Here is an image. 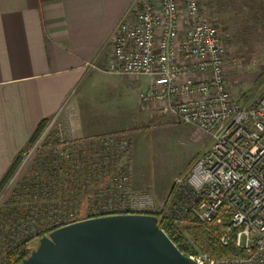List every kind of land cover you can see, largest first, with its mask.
<instances>
[{"label": "built area", "instance_id": "2783aa9c", "mask_svg": "<svg viewBox=\"0 0 264 264\" xmlns=\"http://www.w3.org/2000/svg\"><path fill=\"white\" fill-rule=\"evenodd\" d=\"M203 2L135 0L110 36L103 72L148 78L140 103L165 106L209 144L189 172L174 181L176 189L187 192L184 202L172 194L158 209L148 196H130L105 214L192 217L220 230L214 234L217 244L234 252L218 261L188 256L197 264H264V96L251 105L232 100L224 75L225 47L218 29L201 18ZM33 151L22 152V164ZM124 180L121 174L109 179L125 196ZM19 226L7 227L14 232Z\"/></svg>", "mask_w": 264, "mask_h": 264}, {"label": "rangeland", "instance_id": "374dc122", "mask_svg": "<svg viewBox=\"0 0 264 264\" xmlns=\"http://www.w3.org/2000/svg\"><path fill=\"white\" fill-rule=\"evenodd\" d=\"M201 18L222 38L232 100L254 104L264 96V0H204ZM121 93L115 92L121 106L136 102L133 94ZM163 108L148 106L132 133L78 136L72 129L64 133L61 119L48 121L24 150L34 148L31 156L22 164L20 154L0 191V263L11 252L35 249L39 238L54 228L107 216L110 206L124 205L130 196H148L158 209L166 207L172 194L184 202L187 192L176 189L174 181L189 172L208 138ZM120 174L125 196L109 181ZM177 216L161 221L179 230L186 256L203 255L184 231L191 217ZM12 222L20 224L14 232L7 227Z\"/></svg>", "mask_w": 264, "mask_h": 264}, {"label": "crops", "instance_id": "0c3cea01", "mask_svg": "<svg viewBox=\"0 0 264 264\" xmlns=\"http://www.w3.org/2000/svg\"><path fill=\"white\" fill-rule=\"evenodd\" d=\"M134 1L0 0V182L42 121L59 118L64 133L86 137L140 126L149 79L103 72ZM115 92L136 102L121 106Z\"/></svg>", "mask_w": 264, "mask_h": 264}, {"label": "water", "instance_id": "95a60500", "mask_svg": "<svg viewBox=\"0 0 264 264\" xmlns=\"http://www.w3.org/2000/svg\"><path fill=\"white\" fill-rule=\"evenodd\" d=\"M19 264H197L184 255L150 215L83 220L39 238Z\"/></svg>", "mask_w": 264, "mask_h": 264}, {"label": "trees", "instance_id": "16d2710c", "mask_svg": "<svg viewBox=\"0 0 264 264\" xmlns=\"http://www.w3.org/2000/svg\"><path fill=\"white\" fill-rule=\"evenodd\" d=\"M48 121H42L36 129V132L32 136L30 143L32 140L40 134ZM29 143V144H30ZM19 157L14 161L10 170L0 182V191L3 189L6 182L10 179V177L14 174L17 166H18ZM190 226L184 229L185 233L188 234L192 243L196 245V247L204 254L207 255L211 259H220L222 257H227L230 253H234L231 248H223L217 244L216 238H214L215 233H219L220 230H216L212 225H204L200 223L195 218H190ZM158 227L167 235V237L172 241V243L185 255V251L183 250V239L181 237V233L175 226L166 221L158 220ZM57 228L52 229L51 231ZM50 231V232H51ZM43 236V235H42ZM25 258V255H24ZM23 259L21 252L19 250L9 253L4 260L0 264H19Z\"/></svg>", "mask_w": 264, "mask_h": 264}, {"label": "flooded vegetation", "instance_id": "af4514ba", "mask_svg": "<svg viewBox=\"0 0 264 264\" xmlns=\"http://www.w3.org/2000/svg\"><path fill=\"white\" fill-rule=\"evenodd\" d=\"M32 250H33V249L29 250V251L26 252V253H24V250H23V251L21 252L22 257L24 258V255H25V257L28 256Z\"/></svg>", "mask_w": 264, "mask_h": 264}]
</instances>
